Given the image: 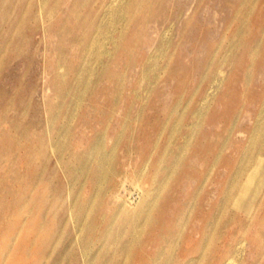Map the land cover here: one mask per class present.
<instances>
[{
  "label": "rangeland",
  "instance_id": "obj_1",
  "mask_svg": "<svg viewBox=\"0 0 264 264\" xmlns=\"http://www.w3.org/2000/svg\"><path fill=\"white\" fill-rule=\"evenodd\" d=\"M229 262L264 264V0H0V264Z\"/></svg>",
  "mask_w": 264,
  "mask_h": 264
},
{
  "label": "bare ground",
  "instance_id": "obj_2",
  "mask_svg": "<svg viewBox=\"0 0 264 264\" xmlns=\"http://www.w3.org/2000/svg\"><path fill=\"white\" fill-rule=\"evenodd\" d=\"M130 249V248H129ZM114 253H115V251H114ZM228 264H236V262H229Z\"/></svg>",
  "mask_w": 264,
  "mask_h": 264
}]
</instances>
